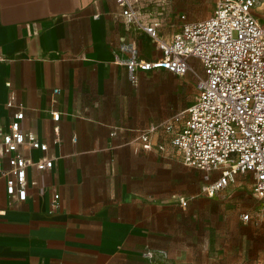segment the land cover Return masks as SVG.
<instances>
[{
    "label": "crops",
    "instance_id": "1",
    "mask_svg": "<svg viewBox=\"0 0 264 264\" xmlns=\"http://www.w3.org/2000/svg\"><path fill=\"white\" fill-rule=\"evenodd\" d=\"M139 1L154 21L152 0ZM121 13L115 0H0V129L22 112V130L48 150L23 146L20 154L54 160L50 170L28 169L25 201L9 196L0 177V264L182 262L190 252L182 201L222 195L198 193L200 173L166 138L153 136L163 152L138 141L141 130L169 119L159 116L149 83L174 74L137 70L132 81L133 51L148 62L162 53ZM161 33L167 42L178 34ZM9 168L0 156V171ZM245 175L252 178H237Z\"/></svg>",
    "mask_w": 264,
    "mask_h": 264
},
{
    "label": "built area",
    "instance_id": "2",
    "mask_svg": "<svg viewBox=\"0 0 264 264\" xmlns=\"http://www.w3.org/2000/svg\"><path fill=\"white\" fill-rule=\"evenodd\" d=\"M115 1L122 8L121 15L143 29L162 53L158 60L148 62L138 60L133 51L126 62L133 82L137 70L164 69L178 77L192 73L197 78L192 104L141 130L138 141L142 148L163 152L165 145L154 143L153 136L166 138L183 164L200 173L202 191L210 198L235 183L239 175L251 174L253 196L264 212V15L262 22L256 14L258 2L219 0L209 17L184 23L167 42L160 37L159 23L147 20L149 3ZM23 118L19 112L7 130L0 129V156H6L10 166L0 171V177L6 178L7 194L20 201L28 196V169L45 171L54 165L50 158L33 160L20 154L23 146L48 150L33 133L22 130ZM53 118L59 120V114ZM145 256L154 258L151 252Z\"/></svg>",
    "mask_w": 264,
    "mask_h": 264
},
{
    "label": "rangeland",
    "instance_id": "3",
    "mask_svg": "<svg viewBox=\"0 0 264 264\" xmlns=\"http://www.w3.org/2000/svg\"><path fill=\"white\" fill-rule=\"evenodd\" d=\"M219 0H152L155 13L151 19L159 30H182L184 23L209 17ZM256 14L263 22L264 0H256ZM186 17V20L182 19ZM172 25H174L172 27ZM163 37L161 33L160 37ZM196 69L201 67L195 63ZM196 76L166 75L149 83V97L158 101V114L164 117L187 109L195 97ZM162 107L163 109H161ZM253 179L240 176L229 188L213 199L203 195L182 205V262L162 264H264V212L259 201L249 192ZM198 184V193L203 189ZM248 189V190H247ZM203 193V192H202ZM249 215L248 219L245 216ZM167 261L168 256L164 252ZM204 258L206 259L205 262Z\"/></svg>",
    "mask_w": 264,
    "mask_h": 264
}]
</instances>
